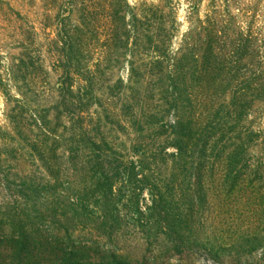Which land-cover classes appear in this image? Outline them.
I'll list each match as a JSON object with an SVG mask.
<instances>
[{
	"label": "trees",
	"instance_id": "16d2710c",
	"mask_svg": "<svg viewBox=\"0 0 264 264\" xmlns=\"http://www.w3.org/2000/svg\"><path fill=\"white\" fill-rule=\"evenodd\" d=\"M46 1L50 11L59 0ZM61 1L70 15L80 6L82 17L78 24L58 29L53 42L59 47L57 63L62 73L50 109L58 122L64 118L68 124L67 172L64 178L58 173L50 176L53 187L68 192L62 197L65 206L55 214L64 222L78 220V227L113 235L118 229V205L134 198L122 197L121 191L131 185L143 190L148 165L153 168L148 169V234L161 232L176 246H183L178 242L180 234L187 227L192 229L199 213L194 193L187 197V204L179 203L181 189L191 191L208 184L216 171L221 183L233 187L254 186L260 180L255 177L264 166L250 165L248 157L253 147L264 142V44L228 42L222 31H211L198 44H186L176 52L165 41L149 43L148 51L155 56L148 57L147 63L136 59L146 47L138 43L136 17L124 23L126 0ZM24 35V49L29 50L34 33ZM170 35L168 30L165 36ZM80 36L85 39L78 40ZM27 58L28 64L11 63L7 79L0 71V92L8 103L10 83L26 82L29 64L36 74L33 58ZM125 60L127 79H114ZM149 88L158 91L161 105L148 104L152 100ZM20 97L13 102L26 104L25 95ZM32 116L44 138L54 136L46 115L34 111ZM9 119L17 123L15 117ZM129 128L137 134L148 129L163 141L159 148L145 143L131 147L130 156L120 141ZM31 146L47 172L56 168L44 141L36 140ZM6 155L0 152V180L7 182ZM250 168L254 178L242 175ZM27 182H32L29 177L20 179L21 186ZM113 263L122 261L115 258Z\"/></svg>",
	"mask_w": 264,
	"mask_h": 264
},
{
	"label": "rangeland",
	"instance_id": "374dc122",
	"mask_svg": "<svg viewBox=\"0 0 264 264\" xmlns=\"http://www.w3.org/2000/svg\"><path fill=\"white\" fill-rule=\"evenodd\" d=\"M126 2L129 8L123 15L124 23H129L132 15L136 17L138 43L146 47L136 59L147 63L148 57L155 56L153 51H148L149 43L162 45L165 41L170 51L176 52L186 44H198L211 31H222L223 40L228 42L249 40L256 45L264 44V0ZM49 9L46 0H0L1 76L7 79L6 69L11 63L18 64L21 60L28 64L27 57L33 58L36 73L32 74L29 64L25 71L27 81L10 83L11 103L0 92V133L4 137L0 140V152L7 154L6 159L9 157L5 165L8 180H0V264H118L113 263L115 258L122 264H264V168L256 177L252 167L243 172L246 177L260 178L254 186L223 184L216 171L208 184L191 191L181 189L179 203L187 204V197L194 193L199 215L192 229L187 227L180 234L178 242L183 243L180 247L161 232L148 234V169L153 171L148 165L143 173L147 177L143 190L132 189L131 185L121 191L122 197L134 198L118 205L119 223L113 235L78 227V220L64 222L55 214L65 206L62 197L68 192L53 187L50 176L58 173V177L64 178L67 172L68 124L64 118L58 122L50 109L56 100L62 73L57 63L59 47L53 42L58 29L78 24L82 16L78 13L80 6L68 14L61 0ZM168 30L171 35L167 38ZM26 31L34 33V44L29 50L24 49ZM33 76L37 78L32 80ZM127 76L125 60L114 79L120 77L125 81ZM148 91H151L148 97H152L148 104L161 105L158 91L153 88ZM22 94L26 104L14 103V99L21 100ZM34 111L41 117L46 115L54 136L41 135L32 116ZM10 115L17 123L11 122ZM143 130L137 134L129 128L126 134L120 135L130 156L133 155L131 147L145 143L159 148L158 144L163 141V138L156 139L150 130ZM36 140L44 141L48 157L56 167L50 173L38 153L30 151ZM248 160L252 166L257 163L264 166V142L250 150ZM23 177H29L32 182L21 186ZM138 210L143 215H138Z\"/></svg>",
	"mask_w": 264,
	"mask_h": 264
}]
</instances>
